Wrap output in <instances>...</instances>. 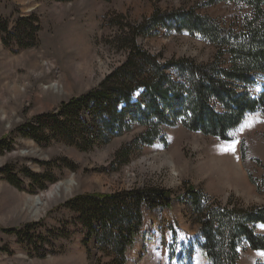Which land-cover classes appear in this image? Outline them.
<instances>
[{"label":"rangeland","instance_id":"374dc122","mask_svg":"<svg viewBox=\"0 0 264 264\" xmlns=\"http://www.w3.org/2000/svg\"><path fill=\"white\" fill-rule=\"evenodd\" d=\"M191 11L224 29H238L252 12L235 0H0V264L109 262L111 256L99 250L95 239L84 244L88 230L81 213L67 206L84 194L140 187L169 192L168 206L142 205V227L127 250L126 264H213L203 249L190 188L212 199L206 198L205 204L264 206V105L247 112L226 140L189 129L183 114L174 124L168 118L155 140L142 139L147 127L141 123L143 88L133 92L132 106L118 104L119 111L131 107L130 127L115 123L119 130L105 136L87 131L91 146L74 144L47 129L48 140L20 130L29 122L42 124L45 118L37 119L47 114L63 119L61 104L98 87L125 62L132 39L161 64H204L219 55L221 65L229 67L224 49L219 54L218 46L202 34L179 28V19ZM154 15L160 20L153 27ZM140 23L145 31L150 28L149 34L133 36L131 27ZM171 71L167 74L175 81L189 85ZM250 78L252 84L238 92L259 98L264 71H251ZM82 116L91 119L86 110ZM235 141L234 152L224 150ZM122 150L128 153L119 158ZM67 180H72L71 189L36 215L32 198ZM255 231L264 234V224L257 223ZM238 251L239 264H264L259 254L264 251L252 249L245 240Z\"/></svg>","mask_w":264,"mask_h":264},{"label":"trees","instance_id":"16d2710c","mask_svg":"<svg viewBox=\"0 0 264 264\" xmlns=\"http://www.w3.org/2000/svg\"><path fill=\"white\" fill-rule=\"evenodd\" d=\"M235 1L245 2L252 10L238 29H224L212 18L192 11L183 14L178 21L179 28L202 34L216 44L219 54L224 49L229 55V67L221 65L219 55L204 64L188 61L161 64L129 37L132 40L127 47L125 62L106 76L98 87L63 102L59 109L63 119L58 118L57 113L47 114L37 119L38 122L45 118L42 124L29 122L20 130L33 139L40 140L39 136H42L43 140H48L47 129L74 144L81 142L82 146H91L88 145L92 140L87 138V131H91L93 137L94 134L105 136L109 130L130 127L128 117L133 114L128 111L134 104L133 92L143 88L146 106L141 123L147 127L142 139L155 140L161 135V125L169 122L168 118H173L170 124H174L181 114L185 115L184 124L189 129L228 139V132L242 123L247 112L264 105V91L256 99L247 92H238L252 84L251 71H264V0ZM159 20L154 15L150 22L154 27ZM30 27L35 29L33 23ZM145 28L142 23L131 27L133 36L139 33L148 35L150 28L146 31ZM21 43L26 45L23 41ZM170 69L185 77L189 85L175 81L173 75L167 74ZM121 102L130 105L128 109L117 110ZM84 110L89 112L90 120L82 116ZM106 117L113 121L104 120ZM104 123L110 128H104ZM115 123L120 127L116 128ZM127 153V150L120 151L119 158ZM188 194L205 239L203 249L213 264H239L238 248L244 240L252 249L264 251V234L255 231L257 223L264 224V206L244 208L233 204H205L206 198L212 199L202 196L200 190L190 188ZM169 195L162 188L140 187L113 194L80 195L68 201L67 206L81 213L79 218L88 230L85 245L95 239L99 250L111 256L105 264H126L127 250L134 244L142 227V205L168 206ZM3 229L19 235L23 233L18 228ZM101 262L102 258H99L97 264Z\"/></svg>","mask_w":264,"mask_h":264},{"label":"bare ground","instance_id":"6f19581e","mask_svg":"<svg viewBox=\"0 0 264 264\" xmlns=\"http://www.w3.org/2000/svg\"><path fill=\"white\" fill-rule=\"evenodd\" d=\"M71 186L72 180H67L66 182H59L52 189L45 192L44 194L34 196L32 198V204L35 209V214H40L51 199L57 196H61L63 193L68 192L71 189Z\"/></svg>","mask_w":264,"mask_h":264},{"label":"snow or ice","instance_id":"6c2138e0","mask_svg":"<svg viewBox=\"0 0 264 264\" xmlns=\"http://www.w3.org/2000/svg\"><path fill=\"white\" fill-rule=\"evenodd\" d=\"M246 126H247V127H250L251 124L249 123V124H247ZM241 130H242V129H241ZM229 135H231V133H229ZM235 143H238V141H235L232 145H230L229 147L225 148L224 150H225V151H232V152H234V151H235ZM259 254L262 255V256H264V252L259 253Z\"/></svg>","mask_w":264,"mask_h":264}]
</instances>
